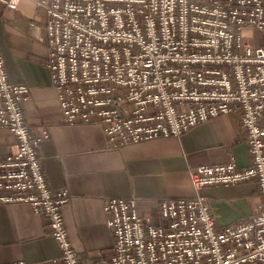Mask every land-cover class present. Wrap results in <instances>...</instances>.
I'll use <instances>...</instances> for the list:
<instances>
[{"label":"built area","instance_id":"1","mask_svg":"<svg viewBox=\"0 0 264 264\" xmlns=\"http://www.w3.org/2000/svg\"><path fill=\"white\" fill-rule=\"evenodd\" d=\"M47 15L46 67L69 124L101 126L109 149L178 137L238 114L251 162L198 166L193 188L255 183L261 205L218 226L210 202H159L157 222L136 198L103 201L113 235L106 264H264V0H31ZM15 9L18 0H0ZM250 30V35L246 32ZM260 34L259 43L254 33ZM31 89L12 83L0 47V129L16 151L0 162V205L28 204L46 218L63 264H81L24 106Z\"/></svg>","mask_w":264,"mask_h":264},{"label":"crops","instance_id":"2","mask_svg":"<svg viewBox=\"0 0 264 264\" xmlns=\"http://www.w3.org/2000/svg\"><path fill=\"white\" fill-rule=\"evenodd\" d=\"M45 11L31 0L15 9L0 4V47L9 80L27 85L30 97L24 119L31 133L48 137L38 148L44 175L55 191L70 199L61 215L81 264H106L113 235L103 201L136 198L144 216L157 222L159 202L193 198L210 202L218 226L238 222L261 205L255 183L193 188L191 171L198 166H237L251 162L246 132L238 114L221 115L192 127L181 136L163 137L109 149L101 126L69 124L59 108L57 91L46 67ZM16 151L15 138L0 129V162ZM48 221L28 204L0 205V264H63Z\"/></svg>","mask_w":264,"mask_h":264},{"label":"rangeland","instance_id":"3","mask_svg":"<svg viewBox=\"0 0 264 264\" xmlns=\"http://www.w3.org/2000/svg\"><path fill=\"white\" fill-rule=\"evenodd\" d=\"M246 35H247V36L250 35V30H249V29H248V31L246 32ZM254 35H255V38L257 39V43H256V44H258V43H259V40H260V34H259L258 32H255Z\"/></svg>","mask_w":264,"mask_h":264}]
</instances>
